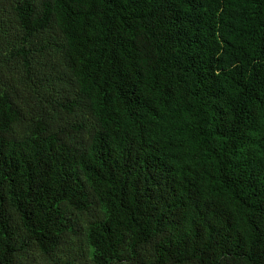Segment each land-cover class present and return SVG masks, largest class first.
Returning a JSON list of instances; mask_svg holds the SVG:
<instances>
[{
  "label": "trees",
  "instance_id": "trees-1",
  "mask_svg": "<svg viewBox=\"0 0 264 264\" xmlns=\"http://www.w3.org/2000/svg\"><path fill=\"white\" fill-rule=\"evenodd\" d=\"M0 264H264V0H0Z\"/></svg>",
  "mask_w": 264,
  "mask_h": 264
}]
</instances>
